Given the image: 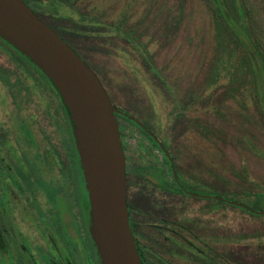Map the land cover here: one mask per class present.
<instances>
[{
    "label": "rangeland",
    "instance_id": "obj_1",
    "mask_svg": "<svg viewBox=\"0 0 264 264\" xmlns=\"http://www.w3.org/2000/svg\"><path fill=\"white\" fill-rule=\"evenodd\" d=\"M25 1L98 74L112 104L159 137L175 159L180 182L189 184L187 191L208 193L195 185L211 184L212 196L239 202L247 193H264L263 109L246 83L233 93L230 78L212 80L220 52L207 0ZM247 4L255 9L264 30V0ZM90 18L99 24L88 22ZM24 56L0 37V67L11 76L4 80L7 77L0 71V163H24L36 186L34 198L13 194L9 207L32 211L35 221L46 209L58 208L75 239L74 215L81 218L76 191L71 190L73 215L55 187L63 182L57 158L69 163L65 137L70 126L52 86ZM259 84L264 108V85ZM120 127L128 157L130 202L137 195L145 226L157 225L159 232L168 234L167 246L162 249L158 244L155 251L166 264H203L181 245L208 239L218 262L264 264V240L249 241L264 237V218L250 217L218 200L172 198L155 187L160 181L155 173L147 175L149 182L138 178L133 172L136 166L157 165L171 181L153 143L124 120ZM48 163L56 164L54 173L48 171ZM78 175L84 183L85 174ZM206 205L215 211L209 215ZM236 238L238 244L228 241ZM153 263L163 264L156 258Z\"/></svg>",
    "mask_w": 264,
    "mask_h": 264
},
{
    "label": "water",
    "instance_id": "obj_2",
    "mask_svg": "<svg viewBox=\"0 0 264 264\" xmlns=\"http://www.w3.org/2000/svg\"><path fill=\"white\" fill-rule=\"evenodd\" d=\"M0 37L48 77L69 113L103 264H143L127 205V158L117 120L122 111L95 72L24 0H0Z\"/></svg>",
    "mask_w": 264,
    "mask_h": 264
},
{
    "label": "flooded vegetation",
    "instance_id": "obj_3",
    "mask_svg": "<svg viewBox=\"0 0 264 264\" xmlns=\"http://www.w3.org/2000/svg\"><path fill=\"white\" fill-rule=\"evenodd\" d=\"M24 2L26 3L25 0ZM26 5L28 4L26 3ZM30 8L39 19L47 24L39 16L40 11L33 9L32 7ZM50 27L55 31L52 26ZM56 33L70 46L61 34L58 32ZM96 75L98 76L97 73ZM98 78L102 82L99 76ZM115 107L123 113L117 114L120 116L117 119L119 122L120 120H124L129 125H132L124 119L130 118L145 131H149L147 125L142 123L135 116L121 110L117 106ZM65 139V142L70 144L71 136L69 135L68 137H65ZM58 164L59 171L63 176V182L57 184L55 187L60 191L58 194L61 197L63 196L65 202L71 207L73 215L71 190L76 191L75 198L77 199L81 218L77 220L78 218L74 215L75 227L77 228L75 239L72 238V233L70 234L66 226L63 224L58 208L51 207L52 209H46L47 213L35 221V216L32 211L29 210L26 211V213H23V211H20L18 208L15 210L9 207L11 206L10 201L13 194H17L24 199L34 198L36 186L34 177L26 171L24 163H0V202L3 207V210L0 213V264H89V261L93 264H103L98 246L94 241L92 234H90L89 192L86 185V179H84V183L81 184L78 175L80 171L84 173L81 163ZM55 165H50L48 163V171L54 173ZM175 171L178 174L177 169H175ZM17 173L21 174L22 181H19ZM48 183L50 184L49 181ZM78 184H80V187ZM171 189L172 192L168 195L172 198H183L186 193L198 201H201L202 199L220 201L218 197L211 195L212 191L215 192L211 184L207 187H203L200 183H196L195 189L208 191V193H200L190 190L187 191L179 179H171ZM177 189H181L183 194H176ZM137 199L138 196L136 195L133 204L131 203L130 226L141 260L143 264H154L153 259L156 258L161 263L166 264L162 255L159 257L155 251L158 249V244L161 245L162 249L163 245L165 247L167 246L168 234L159 232V227L157 225L148 224L145 226L143 223V219L145 218L140 215L143 207L140 204L141 202ZM225 202L229 204L231 201L225 199ZM18 205L19 204L17 203V207ZM28 205L34 208V205H32L31 202H28ZM142 205H144V203ZM206 206H208L209 215L215 211L213 206ZM164 230L167 231V228ZM158 240H161V243L158 242Z\"/></svg>",
    "mask_w": 264,
    "mask_h": 264
},
{
    "label": "trees",
    "instance_id": "obj_4",
    "mask_svg": "<svg viewBox=\"0 0 264 264\" xmlns=\"http://www.w3.org/2000/svg\"><path fill=\"white\" fill-rule=\"evenodd\" d=\"M207 1L210 3L209 8L212 12V16L214 19L216 39L219 43L218 52H220L216 60V65L214 66L213 69L212 80L219 81L223 77L230 78L231 89L233 93L238 91V87L242 86L243 84L245 85L246 83L248 89L254 94H256L257 97L259 98L258 104L263 109V115H264L263 102H261L260 100V92H259L260 81L264 85V30L261 29L257 21L255 9L247 4V0H207ZM59 2L66 4L63 1H59ZM82 17L84 18V16ZM88 20H89L88 22L93 23L95 25L99 24L100 22L96 18H90ZM236 26L240 29V31L236 29ZM27 60L33 65H35L29 58H27ZM35 67L39 71L40 76L43 77L52 86L53 91L57 97L58 108L59 110L63 111V113H65V117L67 118L68 124L70 126L69 134L71 136V142L70 144L68 142H65L68 161L69 163H80L79 154L76 148L75 139L71 129L72 123L69 117V113L52 82L36 65ZM0 71L5 75V77H7V79L4 78V80H9L11 78L10 74H8L1 67H0ZM263 96H264V87H263ZM119 117L120 116L117 115V119ZM124 119L130 122L137 129H139L157 148V150L162 156L164 163L168 167L170 178L172 180L179 179L178 174L175 171L176 169V165L174 161L175 159L173 155L170 153L169 149L164 145V143L159 140V137L155 135L154 132L148 126L147 129L149 131H145L143 128L137 125L135 121L131 120L130 118H124ZM118 124L120 127L119 121ZM120 134L122 139V133L120 132ZM123 148L126 154V147L124 146V144H123ZM126 158L128 159L127 155ZM57 163H62V162H60V160L57 158ZM158 169L160 170V172L157 171ZM242 170L245 171V168H243ZM133 172L135 173L136 176H138V178H141L143 181H147V182H149L147 179V175L151 173H155L160 177V181L158 184L155 185V187L161 190L163 193H166L167 195L172 192L171 181L167 180L166 178L167 172L163 169L161 170L159 166L157 165L136 166V169H133ZM173 172H175L177 179H175ZM188 185L189 184L186 183V186H184L185 189ZM176 194L182 195L183 192L181 189L179 190L177 189ZM168 196H166V199L170 198ZM245 196H246V200L240 202L236 198L229 199L234 203L244 205V207L231 203H229V205L233 209L241 210L243 213L247 214L250 217H258V219L264 218V214H263L264 193L252 192V193H247ZM183 198L189 199L193 197L185 193ZM219 202L228 204L225 202V200H220ZM127 205L129 207V214H130L131 202H130L128 167H127ZM238 238L228 241L234 244H238L239 243ZM254 239L264 240V237L261 236L259 238L258 237L250 238L249 241ZM208 240L207 243H209ZM207 243L203 242L202 244L199 245L198 244L194 245L192 243L181 246L184 247L186 251L190 252L195 258H197L203 264H216V263L226 264V262L221 263V261L220 262L217 261V258L215 257L216 255L211 249V245H207ZM261 243H264V241H261Z\"/></svg>",
    "mask_w": 264,
    "mask_h": 264
}]
</instances>
